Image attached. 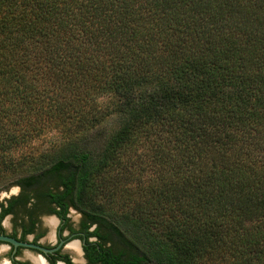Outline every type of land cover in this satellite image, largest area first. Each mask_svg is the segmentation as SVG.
<instances>
[{
  "label": "trees",
  "instance_id": "obj_1",
  "mask_svg": "<svg viewBox=\"0 0 264 264\" xmlns=\"http://www.w3.org/2000/svg\"><path fill=\"white\" fill-rule=\"evenodd\" d=\"M8 181L90 264H264V0H0Z\"/></svg>",
  "mask_w": 264,
  "mask_h": 264
},
{
  "label": "flooded vegetation",
  "instance_id": "obj_2",
  "mask_svg": "<svg viewBox=\"0 0 264 264\" xmlns=\"http://www.w3.org/2000/svg\"><path fill=\"white\" fill-rule=\"evenodd\" d=\"M15 186L17 193L0 197V236L52 252L0 241V264H69L64 259L66 256L71 264H90L85 248L88 241L96 242L97 238L88 237L83 231L84 215L81 213L82 220L74 226L69 217L73 207L61 218L53 212L57 205L50 197H39L36 189H25L21 184ZM50 219L55 221L54 226L49 223ZM96 227L92 225L89 231ZM76 239L79 240L80 257H76L70 247L65 248Z\"/></svg>",
  "mask_w": 264,
  "mask_h": 264
},
{
  "label": "rangeland",
  "instance_id": "obj_3",
  "mask_svg": "<svg viewBox=\"0 0 264 264\" xmlns=\"http://www.w3.org/2000/svg\"><path fill=\"white\" fill-rule=\"evenodd\" d=\"M117 126L116 122H113L111 124L106 125L104 128H101L100 131L94 135L95 137H97V139L100 137L101 139L104 138V135L106 136L107 134H109L110 132H112ZM59 136L56 133H50L49 135H47L44 138H41L39 141H37L36 143H39L40 146L43 148V150H48V148L51 146V143L54 140H58ZM94 139V140H97ZM18 188L15 185H12L11 181L5 182V183H0V197H5V195L7 193H9L8 195H11L14 193H17ZM69 217L72 221V224L74 226H78L80 221L82 220V214L80 211H78L75 208H71L69 211ZM75 242H79L78 239L73 240L72 242L68 243L66 245V249L70 247L71 244L75 243ZM79 246V243H78ZM71 248V247H70ZM80 249V246H79ZM81 254V252H80Z\"/></svg>",
  "mask_w": 264,
  "mask_h": 264
},
{
  "label": "water",
  "instance_id": "obj_4",
  "mask_svg": "<svg viewBox=\"0 0 264 264\" xmlns=\"http://www.w3.org/2000/svg\"><path fill=\"white\" fill-rule=\"evenodd\" d=\"M0 241H6V242H9V243H11V244H13L15 246L23 245V246H27V247L37 248V249H39V250H41V251H43L45 253L52 252L51 250H47V249H44V248H41V247H37V246H34V245L20 244L17 241H15L14 239H11V238H8V237H4V236H0Z\"/></svg>",
  "mask_w": 264,
  "mask_h": 264
},
{
  "label": "bare ground",
  "instance_id": "obj_5",
  "mask_svg": "<svg viewBox=\"0 0 264 264\" xmlns=\"http://www.w3.org/2000/svg\"><path fill=\"white\" fill-rule=\"evenodd\" d=\"M49 223H50L52 226L55 225V221L52 220V219L49 220ZM70 247H71V250H72V252L74 253V255H76V257H80V249H79L78 243L75 242V243L71 244Z\"/></svg>",
  "mask_w": 264,
  "mask_h": 264
}]
</instances>
